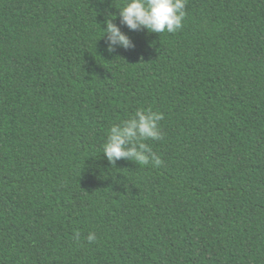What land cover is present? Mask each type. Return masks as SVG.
Instances as JSON below:
<instances>
[{
    "label": "trees",
    "instance_id": "obj_1",
    "mask_svg": "<svg viewBox=\"0 0 264 264\" xmlns=\"http://www.w3.org/2000/svg\"><path fill=\"white\" fill-rule=\"evenodd\" d=\"M124 4L0 0V264H264V0H186L109 53ZM148 108L162 165H111Z\"/></svg>",
    "mask_w": 264,
    "mask_h": 264
},
{
    "label": "clouds",
    "instance_id": "obj_2",
    "mask_svg": "<svg viewBox=\"0 0 264 264\" xmlns=\"http://www.w3.org/2000/svg\"><path fill=\"white\" fill-rule=\"evenodd\" d=\"M186 0H125L119 9L120 23L106 20L107 51L115 52L117 47L125 50L135 47L132 39L122 31L121 25L131 31L146 29L150 33H175L183 27L186 17ZM163 113L151 108L137 109L128 119L113 124L107 130L102 152L108 162L115 166L119 160H127L139 166L149 164L159 167L163 161L153 152L146 141L161 140L160 121ZM80 233H75L79 239ZM89 242L96 240L95 233L87 237Z\"/></svg>",
    "mask_w": 264,
    "mask_h": 264
}]
</instances>
